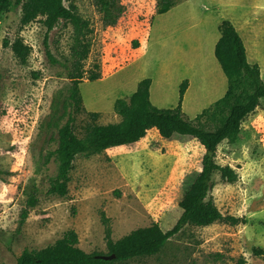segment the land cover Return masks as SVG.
<instances>
[{
  "label": "rangeland",
  "instance_id": "374dc122",
  "mask_svg": "<svg viewBox=\"0 0 264 264\" xmlns=\"http://www.w3.org/2000/svg\"><path fill=\"white\" fill-rule=\"evenodd\" d=\"M68 1L88 22L84 76L95 70L96 62L101 72L100 79H84L78 85L79 135L91 120L87 112L99 113L98 124L118 121L112 103L130 95L122 84L140 75L156 77L160 65L168 74L161 88L156 84L154 96L155 92L168 96L163 107L176 105L184 78L192 86L183 107L189 118L217 100L227 83L214 54L202 55L212 38L204 24L227 14L231 6L248 5L250 26L264 40V9L257 8L264 0H179L169 16L156 14L157 0H119L123 13L112 26H104L94 0L65 4ZM20 13V6L0 13V264H15L23 248H43L70 229L77 233L82 250L106 254L101 211L110 219L113 240L156 221L163 230L169 229L180 214L178 201L201 168L203 147L191 137L176 136L146 153L120 146L99 154H77L67 193H47L58 160L46 156L56 149L58 128L72 110L67 76L74 62L69 51L73 29L60 21L46 31L40 17L21 25ZM152 24L167 29L163 34L152 30L150 36ZM17 36L30 46L25 63L6 43ZM139 41L147 44L141 48L146 51L135 59ZM260 76L264 79V69ZM241 126L238 139L234 143L224 139L216 151L215 162L227 171L213 174L207 201L218 207L219 217L192 219L158 254L120 264H264V98ZM33 192L37 203L22 221Z\"/></svg>",
  "mask_w": 264,
  "mask_h": 264
},
{
  "label": "trees",
  "instance_id": "16d2710c",
  "mask_svg": "<svg viewBox=\"0 0 264 264\" xmlns=\"http://www.w3.org/2000/svg\"><path fill=\"white\" fill-rule=\"evenodd\" d=\"M179 0H157L156 14L164 13ZM101 14L104 26L115 25L123 13L119 0H94ZM20 6V24L26 25L39 17L46 31L52 30L60 21L70 24L73 29L69 51L73 56V67L68 73L71 82L68 95L67 120L58 128L57 147L46 156V160L55 156L58 160L57 174L48 179L47 193L64 196L68 191L70 172L77 154L93 155L106 149L132 144L143 138L147 131L156 128L164 139L176 136H188L196 139L203 147L201 168L178 201L180 214L175 223L163 230L158 221L148 226L138 227L117 240L111 237L110 219L104 211L100 219L104 226L107 253L115 257L104 260L96 257L100 252L88 253L78 246L77 233L70 229L52 244L40 249L23 248L16 256L15 264H120L129 260L158 254L170 237L182 231L192 219L206 221L216 219L218 207L207 201L212 176L216 171L226 172L215 162L218 145L226 139L234 143L241 131L242 121L264 98V79L260 76L257 63L247 60L243 40L228 19L218 24L220 37L214 46V57L226 77L225 93L193 118H189L182 108L188 79L181 80L178 86V99L175 106L157 107L150 101L149 88L151 78L145 77L137 83L136 90L127 97L116 98L113 111L120 119L105 124L96 123L98 112H87L91 120L82 127L81 135L75 130L76 113L82 109L79 83L84 79L95 81L101 78L100 64L94 63L95 70H88L84 76L83 61L89 53L88 22L77 11L76 5L65 0H0V13ZM20 63L27 61L30 46L20 37L12 42L6 41ZM48 57L54 61L47 51ZM37 203L35 192L28 194L27 208L22 213V221L29 208Z\"/></svg>",
  "mask_w": 264,
  "mask_h": 264
},
{
  "label": "crops",
  "instance_id": "0c3cea01",
  "mask_svg": "<svg viewBox=\"0 0 264 264\" xmlns=\"http://www.w3.org/2000/svg\"><path fill=\"white\" fill-rule=\"evenodd\" d=\"M177 5H180V4H177ZM174 8L175 7L173 6L168 11H166L164 13L157 14V15L169 16L173 12L172 9H174ZM257 8L258 9H264V6H259ZM200 14H201L200 18L203 19L202 13H200ZM256 18L258 20L260 17H256ZM223 19H228L233 24V26L236 28L237 32L239 33V35L241 36V38L243 40V44L245 46V52H246L247 60L250 62V60L252 59L253 61L250 62V63H257L258 66H259V70L261 72L262 69H264V65H262V63H261V59H264V40L263 39H258L257 36H256L255 27L254 26L253 27L250 26V24H251L250 21L253 20V17L249 16L248 5H246L245 2L241 3V5H238L237 7L236 6L235 7L231 6L230 9H229V12L227 14H225V15H223L221 17L218 16V18H212L210 20V22L204 24L205 32L206 33H208V32L212 33V38L210 40V43L207 44L206 51L203 54H202V51H201V54L202 55H204V54L205 55L206 54L207 55H209V54L213 55L214 54L215 43L220 37V32L218 31V24ZM154 20H155V18H154ZM201 24H202V20L199 23V25H201ZM166 29L167 28H165V27H160V26L158 27L156 24H154V26H153V24H152V29H151V32H150V36H151L152 30L153 31L154 30L155 31L161 30L160 34H163ZM245 33L249 34L250 36H253V38L250 39L248 37L247 39H245V35H244ZM139 42H140V46L137 48V50L139 52L135 53V57H136L135 59H138L146 51L145 48H144V50H141V48H142V46L146 47L147 44L144 45V44H142L141 41H139ZM146 65H147V62L145 61V63H143V66H142L143 67L142 68V72H146V68H145ZM215 65H216L219 73L223 77L224 73L222 72V69H221L219 63L216 62ZM165 68H167V67L165 66V67L162 68V65H160L159 68H158L156 77L148 76V75H140L137 78H132L130 80L131 82L130 81L124 82L122 84V86L124 88H126V89L129 88L130 89V94H132L136 90L137 83L141 79H143L145 77H150L151 78V84H150V88H149L150 101L154 105H156L158 107H163L168 102L167 101L168 100V96L167 95H163L161 92L159 94H157V92H155L157 96H154V91L156 90L155 86H156V84L158 82L160 83V88L162 87L163 77L166 74H168V70L164 71ZM191 87L192 86H191V82H190V84H188V87H187V89H186V91L184 93V97H183V101H182V108L184 107L186 99L188 98V96H190ZM212 89L216 90L214 88H212ZM225 91H226V89L224 88L221 91V93L218 94V96L215 97L214 99L220 98L225 93ZM127 96H129V95H127ZM177 99H178V97H177ZM112 106H113V103H112ZM183 110H184V108H183ZM180 137H184V139H187L185 137H188V136H180ZM168 140L169 139L162 138L158 134L156 128H151V129H149L147 131L146 135L143 138H141L140 140H138V141H136V142H134L132 144H129V145H120V146H131V147L137 149L138 151H140V153H146L147 151L157 150L159 148V146L165 145L166 141H168ZM120 146H114V147H120ZM111 148H113V147H111ZM108 149H106V150H108Z\"/></svg>",
  "mask_w": 264,
  "mask_h": 264
},
{
  "label": "water",
  "instance_id": "95a60500",
  "mask_svg": "<svg viewBox=\"0 0 264 264\" xmlns=\"http://www.w3.org/2000/svg\"><path fill=\"white\" fill-rule=\"evenodd\" d=\"M96 257L104 259V260H110L113 259L115 257L114 253L111 254H97Z\"/></svg>",
  "mask_w": 264,
  "mask_h": 264
}]
</instances>
